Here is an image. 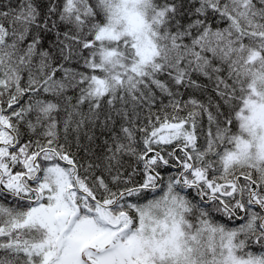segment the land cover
I'll list each match as a JSON object with an SVG mask.
<instances>
[{
  "label": "snow or ice",
  "instance_id": "snow-or-ice-1",
  "mask_svg": "<svg viewBox=\"0 0 264 264\" xmlns=\"http://www.w3.org/2000/svg\"><path fill=\"white\" fill-rule=\"evenodd\" d=\"M0 264H264V0H0Z\"/></svg>",
  "mask_w": 264,
  "mask_h": 264
},
{
  "label": "trees",
  "instance_id": "trees-1",
  "mask_svg": "<svg viewBox=\"0 0 264 264\" xmlns=\"http://www.w3.org/2000/svg\"><path fill=\"white\" fill-rule=\"evenodd\" d=\"M72 66H73V67H76L77 65H76V64H73ZM79 70L83 71L84 69H83V67L81 66V67L79 68ZM194 78H196V77L194 76ZM200 82H201V83H204V84H208V83H209V82L206 81L203 77L200 78ZM190 94L196 96V97H197L198 99H200V100H206V99L208 98V96H209V91L189 90L188 92H185V94H184V98L187 99V98H188V95H190ZM183 114H184V113H182V115H183ZM201 123H202L205 127L207 126V118H206V116L202 119ZM97 136L99 137V139L96 140L94 147H95V146H98V145L102 142V140H103V137H100V136H99V131H97ZM68 139H69V143H72V137L69 136ZM71 151H72L73 153H77V148H76V146H75L74 143H72ZM83 155H84L83 152H79V153H78V158H79V156H83Z\"/></svg>",
  "mask_w": 264,
  "mask_h": 264
}]
</instances>
